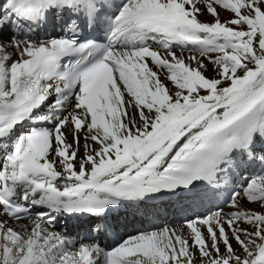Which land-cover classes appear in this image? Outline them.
Returning <instances> with one entry per match:
<instances>
[{
    "label": "snow or ice",
    "instance_id": "6c2138e0",
    "mask_svg": "<svg viewBox=\"0 0 264 264\" xmlns=\"http://www.w3.org/2000/svg\"><path fill=\"white\" fill-rule=\"evenodd\" d=\"M0 264H264V0H0Z\"/></svg>",
    "mask_w": 264,
    "mask_h": 264
},
{
    "label": "bare ground",
    "instance_id": "6f19581e",
    "mask_svg": "<svg viewBox=\"0 0 264 264\" xmlns=\"http://www.w3.org/2000/svg\"><path fill=\"white\" fill-rule=\"evenodd\" d=\"M227 15H228V13H222V19L225 18V17H227ZM202 19H204V20H210L211 19V16L210 15H205V16L202 17ZM177 50H179V49L177 48ZM169 226H172V225L169 224ZM143 228L144 227L142 225L140 229H143Z\"/></svg>",
    "mask_w": 264,
    "mask_h": 264
}]
</instances>
